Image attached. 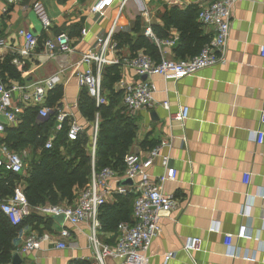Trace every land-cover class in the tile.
<instances>
[{"label":"crops","instance_id":"0c3cea01","mask_svg":"<svg viewBox=\"0 0 264 264\" xmlns=\"http://www.w3.org/2000/svg\"><path fill=\"white\" fill-rule=\"evenodd\" d=\"M214 1L116 0L103 17H96L89 12L95 0H21L12 6H6L4 0H0V9L6 8L0 19V63L5 59H10L11 65L14 59L22 62L20 69L13 65L20 75L19 80L5 83L7 88L16 89L11 98L12 105L20 108L16 124L9 126L2 117L0 122L5 129L16 128L27 108L43 106L50 91H46L42 105H35L30 100L24 102L22 97L32 95L36 84L56 75L62 63L64 72L56 86L62 89V97L58 105L50 109L59 108L70 115L68 121L74 120L83 126V131L87 130L90 140L87 154L91 159L94 124L88 130L89 124L79 113L77 105L82 90L74 76L83 68L78 65L82 54L90 50L95 38L107 33L116 21L114 34L124 32L133 42L142 35L153 47L152 52L139 50L136 55H146L155 62L161 58L173 61L190 59L201 51L194 49V40L198 37L210 40L213 35L211 28L199 23L198 14L202 6ZM36 2L41 3L51 22L48 29H43L33 11ZM122 2L124 5L120 9ZM172 9L182 13L187 11L188 17H194L196 28L193 27L190 35L182 34V41L175 28L167 29L162 22V16ZM152 28L157 30L158 36L153 34ZM146 29H150L162 44L147 39L144 36ZM20 30L32 33L38 40L37 47L26 54H22L25 41L17 35ZM62 34L68 38L72 53H57L55 59H48L44 42L54 41ZM165 41L173 44L166 45ZM260 47H264V0H240L232 9L224 64L177 82L163 83L156 77L148 79L156 87L153 97L156 105L133 117L125 114L136 127L128 153H144L162 140L173 138L170 163L176 171V179L165 183L162 191L172 195L176 205L169 217L160 221L159 233L148 251V264H163L167 254L172 255L167 264H264V139L259 144L254 136L256 131L264 132V127L259 125L260 112L264 110V57L259 54ZM131 54L129 46L116 49L115 45V52L108 57L122 62L135 55ZM120 81L143 82L133 71L122 66ZM118 86L119 82L114 86L115 91H119ZM163 102L168 103L167 110L161 107ZM182 108L188 109V120L183 127L171 120ZM45 121L37 113L36 122ZM39 133L47 136L45 143L52 141L54 126L52 131L45 127ZM5 138L4 131L0 140ZM16 152L37 157L40 149L27 146ZM243 173L251 175L247 186L242 183ZM150 174L161 175L162 169L154 166ZM1 176V180L6 177L5 174ZM243 225L250 238H233L231 244L239 256L227 257L224 235H236ZM31 232L28 227L18 232L15 249ZM53 232L51 234L57 231ZM112 235L101 231L99 237L104 243L111 244ZM193 239L200 242L199 250H184ZM65 244V250H57L53 242L43 243L39 251L18 256L20 264H81L88 263L92 257L85 225L70 230V239Z\"/></svg>","mask_w":264,"mask_h":264},{"label":"built area","instance_id":"2783aa9c","mask_svg":"<svg viewBox=\"0 0 264 264\" xmlns=\"http://www.w3.org/2000/svg\"><path fill=\"white\" fill-rule=\"evenodd\" d=\"M240 0H216L208 5L202 6L198 14V21L204 27H209L213 35L206 45H204L198 55L185 60H167L161 58L155 62L146 55L138 54L135 57L124 59L122 62L110 58L115 52V44L112 36L116 30V21L103 36L95 38L94 46L82 54L78 63L83 68L75 72L77 86L86 92L93 101L95 108L106 105V100L102 95L101 74L105 67L120 65L130 69L139 78L146 77L144 82L122 83L119 81L118 90L121 92V103L127 116L133 117L135 114L154 107V94L156 87L148 79L159 78L163 83L177 82L186 77H192L198 72L222 65L226 61V48L229 42L232 22V9ZM6 6L20 3L21 0H4ZM116 0H95L89 9L91 15L103 17L107 10L113 7ZM124 2L121 4L123 8ZM33 11L43 29H48L51 22L44 13L41 3L33 5ZM6 12V8L0 9V19ZM18 37L23 38L26 44L25 51L28 53L37 47V37L30 32L20 30ZM85 33H82V37ZM144 36L156 44H162L152 34L150 29L144 31ZM164 44H173L172 41H165ZM43 46L47 50L48 59H55L57 53L71 54L73 48L69 45L68 38L62 34L54 41H45ZM108 54L110 55L108 57ZM259 54L264 57V47H260ZM16 68H21L22 62L13 60ZM64 72L62 63L56 75L39 82L34 88L32 95H23L24 102L30 100L35 105H42L46 91L53 90L59 83V76ZM16 89H9L2 82L0 76V117L4 118L9 126L16 124V116L20 113V108L11 103L13 92ZM161 107L168 109V103L163 102ZM50 113H55V132L61 131L66 124V138L70 142L77 140L83 132V126L74 120L68 121L70 115L62 112L59 108L50 109L41 106L38 116L46 119ZM181 127L188 120V109L182 108L172 118ZM259 125L264 127V110L260 112ZM97 121L93 125L91 140V159L95 157V145L97 137ZM5 126L0 122V136L4 133ZM257 142L260 144L264 139L263 131L254 133ZM173 138L162 140L154 148L144 153H129L124 155V171L121 176L109 168L98 172H91L88 184L81 189L72 205L40 206L29 208L21 192L20 185L14 189L13 196L0 204V211L13 226L21 224L24 217L36 214L41 217H62L63 223L58 226L56 234L43 233L38 235L34 232L28 234L23 244L15 250V255L24 256L40 250L43 243H54L57 250H65V241L70 239V230L77 229L81 225L87 228V241L92 257L88 264H109V262L119 261L120 264H148V251L154 238L160 230V221L169 217L176 205L172 195H167L162 191L165 183L174 182L176 171L171 166L170 149ZM51 148L49 140L45 149ZM26 154L13 152L6 145L0 144V170L14 176H20L25 169ZM158 166L162 169V174L153 176L150 174L151 168ZM250 173H243L242 183L247 186L250 180ZM130 181V186H120L121 182ZM133 195L131 223H121L117 226L111 244L104 243L100 235V224L98 213L100 207L108 203H113L117 197ZM249 239L246 226H240L236 235H224L223 245L225 255L230 258H237L239 252L232 247V240ZM200 242L193 239L185 245L184 250H199ZM172 258L167 254L163 258V264H167ZM246 259V258H245ZM30 264H37L32 262Z\"/></svg>","mask_w":264,"mask_h":264},{"label":"trees","instance_id":"16d2710c","mask_svg":"<svg viewBox=\"0 0 264 264\" xmlns=\"http://www.w3.org/2000/svg\"><path fill=\"white\" fill-rule=\"evenodd\" d=\"M187 11L182 13L178 9H172L162 16L165 28L173 27L180 37L192 33L194 17H188ZM196 28V26H195ZM155 36L157 30L152 28ZM189 32V33H187ZM182 41V37L180 38ZM194 40V39H193ZM207 38H197L194 49L199 52L208 43ZM116 49L129 46L132 57L136 52L143 50L144 53L153 51V47L142 36L138 35L134 40L124 32L113 35ZM130 57V58H132ZM182 60V59H181ZM184 60V59H183ZM10 59L0 63V76L5 84L8 80H19L20 75L11 65ZM120 81V65L105 67L101 74V88L105 93L103 97L106 105L95 108L93 101L85 91H81L78 100L80 115L89 124L87 129L97 121L98 131L95 145V158L91 162L87 149L90 140L86 129L78 136L77 140L70 142L66 138L67 126L63 125L61 131L52 134L51 148L45 149L47 136L39 132L47 127L53 129L55 113H50L44 123L36 122L39 108H27L23 112L22 121L16 128H6V138L0 140L11 151L32 146L38 147L40 153L37 157H31L20 176H14L0 170V175L5 174L4 179L0 177V204L13 196L14 189L20 185L22 195L29 208L45 205H72L77 193L89 182L91 172H98L109 168L118 176L124 171L123 157L128 153L132 144L136 127L133 120L125 115V109L118 108L121 102V92L115 91L114 86ZM62 97V89L55 87L48 92L43 107L58 105ZM51 124V125H50ZM133 195L117 197L113 203L100 207L98 221L100 232L114 234L117 226L121 223H131ZM56 222L48 217L30 214L22 220L18 226H13L0 211V264H11L15 256L14 240L23 227L38 235L43 233H54L57 231ZM58 225V224H57ZM56 227V228H55ZM55 229V230H54ZM88 264V263H81Z\"/></svg>","mask_w":264,"mask_h":264},{"label":"water","instance_id":"95a60500","mask_svg":"<svg viewBox=\"0 0 264 264\" xmlns=\"http://www.w3.org/2000/svg\"><path fill=\"white\" fill-rule=\"evenodd\" d=\"M146 80V77L145 76H142L141 77V81H145ZM131 185V182L130 181H124V182H121L120 183V186H130ZM52 220H54V222H56L59 226L62 225L63 223V218L62 217H51ZM20 259L18 257V255H15L12 259V262L11 264H20Z\"/></svg>","mask_w":264,"mask_h":264},{"label":"rangeland","instance_id":"374dc122","mask_svg":"<svg viewBox=\"0 0 264 264\" xmlns=\"http://www.w3.org/2000/svg\"><path fill=\"white\" fill-rule=\"evenodd\" d=\"M104 95H105V94H104ZM105 97H106V95H105ZM118 108H119V109H120V108H122V109H123V106H122L121 102L119 103V106H118ZM89 129H90V128H89ZM28 156H29V154H27V155H26V157H27V158H26V159H27V163H28V162H29V160L31 159V155H30L29 157H28Z\"/></svg>","mask_w":264,"mask_h":264}]
</instances>
